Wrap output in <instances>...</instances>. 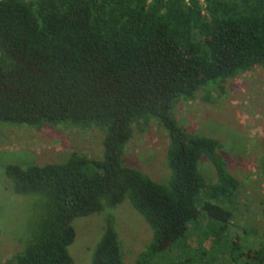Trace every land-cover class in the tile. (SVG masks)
I'll use <instances>...</instances> for the list:
<instances>
[{"label":"trees","instance_id":"16d2710c","mask_svg":"<svg viewBox=\"0 0 264 264\" xmlns=\"http://www.w3.org/2000/svg\"><path fill=\"white\" fill-rule=\"evenodd\" d=\"M256 65L264 67V0H0V121L72 123L104 136L101 157L73 152L60 163L7 166L14 190L38 208L9 264H74V220L126 198L154 232L135 264L203 218L226 228L235 211L225 202L235 204L241 181L220 140L189 132L173 109ZM152 120L169 137L167 182L125 160L135 129ZM204 158L215 182L200 170ZM262 253L234 261L263 264ZM93 264H127L113 216Z\"/></svg>","mask_w":264,"mask_h":264},{"label":"rangeland","instance_id":"374dc122","mask_svg":"<svg viewBox=\"0 0 264 264\" xmlns=\"http://www.w3.org/2000/svg\"><path fill=\"white\" fill-rule=\"evenodd\" d=\"M208 88L191 100L178 102L173 113L189 132L213 136L222 143L229 170L241 181L235 204L225 202L235 211L233 220L222 229L203 218L185 237L144 264H236L243 251L262 250L264 254V67L256 65ZM103 138L95 128L72 123L32 126L0 121V264H9L24 250L30 224L38 214L34 196L14 190L7 166L60 163L73 152L101 157ZM168 145L166 130L152 120L135 129L126 148V163L167 182L171 174ZM200 170L209 181L217 179L209 159L202 160ZM109 216L115 218L127 264H135L153 242L152 227L126 198L115 208L74 220L76 238L69 247L74 264H93Z\"/></svg>","mask_w":264,"mask_h":264},{"label":"built area","instance_id":"2783aa9c","mask_svg":"<svg viewBox=\"0 0 264 264\" xmlns=\"http://www.w3.org/2000/svg\"><path fill=\"white\" fill-rule=\"evenodd\" d=\"M188 1V0H187ZM203 1V0H202Z\"/></svg>","mask_w":264,"mask_h":264}]
</instances>
